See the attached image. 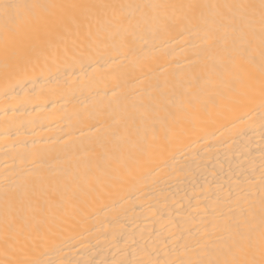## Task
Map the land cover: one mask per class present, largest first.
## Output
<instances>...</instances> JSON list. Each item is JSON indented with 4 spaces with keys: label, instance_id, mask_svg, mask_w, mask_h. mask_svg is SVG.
Listing matches in <instances>:
<instances>
[{
    "label": "bare ground",
    "instance_id": "bare-ground-1",
    "mask_svg": "<svg viewBox=\"0 0 264 264\" xmlns=\"http://www.w3.org/2000/svg\"><path fill=\"white\" fill-rule=\"evenodd\" d=\"M4 2L0 264L259 261L260 0Z\"/></svg>",
    "mask_w": 264,
    "mask_h": 264
},
{
    "label": "snow or ice",
    "instance_id": "snow-or-ice-1",
    "mask_svg": "<svg viewBox=\"0 0 264 264\" xmlns=\"http://www.w3.org/2000/svg\"><path fill=\"white\" fill-rule=\"evenodd\" d=\"M31 7H40V6H31ZM55 7V6H53ZM75 7V6H71ZM190 8H197L201 6L197 5H189ZM230 7L238 8V9H246V10H255L257 7L259 8L261 21L264 23V0H260L259 5H251V4H238V5H232ZM21 8V5L11 3V2H4V0H0V15H3L4 17L8 19L13 18H19V9ZM54 24L63 23V17L58 18L56 21L53 22ZM17 34H13V40L16 39ZM262 95H264V84H262ZM262 204H264V200H262ZM260 256L261 259L257 261L256 259H248L245 261H233L231 264H264V232L261 234V246H260ZM208 264H213V262L209 261ZM216 264H219V262H216ZM227 264V262H226Z\"/></svg>",
    "mask_w": 264,
    "mask_h": 264
}]
</instances>
